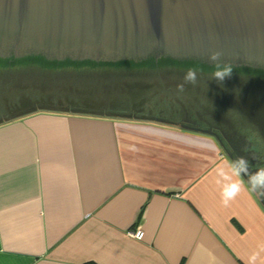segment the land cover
Returning <instances> with one entry per match:
<instances>
[{"label": "crops", "instance_id": "0c3cea01", "mask_svg": "<svg viewBox=\"0 0 264 264\" xmlns=\"http://www.w3.org/2000/svg\"><path fill=\"white\" fill-rule=\"evenodd\" d=\"M198 119L33 109L0 121V264H245L264 247V198L242 173L224 206L217 169L242 156L255 174L264 144L239 150Z\"/></svg>", "mask_w": 264, "mask_h": 264}, {"label": "water", "instance_id": "95a60500", "mask_svg": "<svg viewBox=\"0 0 264 264\" xmlns=\"http://www.w3.org/2000/svg\"><path fill=\"white\" fill-rule=\"evenodd\" d=\"M25 60L220 63L264 76V0H0V61Z\"/></svg>", "mask_w": 264, "mask_h": 264}, {"label": "rangeland", "instance_id": "374dc122", "mask_svg": "<svg viewBox=\"0 0 264 264\" xmlns=\"http://www.w3.org/2000/svg\"><path fill=\"white\" fill-rule=\"evenodd\" d=\"M61 67L53 66L42 72L20 69L18 73L21 76L17 81H1L0 121L33 109L68 112L90 110V112L112 117H131L133 115L137 118H143L150 112H157L162 116H168L171 113L184 116L194 114L199 118V128L208 130L218 128L224 133V138H227L234 146H238L239 150L246 149L247 152L254 154L250 144H253V147L257 144H264V80H262L264 76L254 72H235L240 75L239 80L241 81L225 79L220 82L215 80V84L220 85L219 87L206 86L201 89L200 87L194 88V92H189L186 89L183 92H178L177 86H171V83H159L157 78L164 79L169 77V74L183 78L186 71L192 67L174 66L176 70H179L177 73H171L173 71L165 69L167 66H154L152 70L138 68L133 74H148L149 78L155 79L141 89L135 88L134 85L130 94V89H127V93L121 96L115 89H112L111 93L104 91L102 93V89L101 94H97L93 100L86 101L84 98L88 94H79L81 87H75L73 85L75 83H71L70 79L80 76L82 73H89V70L77 71ZM196 69L201 70V68ZM121 71L123 74L128 73L125 68L118 72L121 73ZM112 72L115 71L99 69L97 73L89 74L112 76ZM212 72H198L197 74L200 75H197V78L212 80L214 79ZM31 76L41 79L42 87H34L32 83H29L27 77ZM126 81L121 83L123 87L129 83ZM133 84L137 85L138 83ZM188 89L193 91V87ZM117 97L118 99L123 97L125 104H119L117 108L111 107L112 110L109 106L97 105L107 100L115 101Z\"/></svg>", "mask_w": 264, "mask_h": 264}, {"label": "trees", "instance_id": "16d2710c", "mask_svg": "<svg viewBox=\"0 0 264 264\" xmlns=\"http://www.w3.org/2000/svg\"><path fill=\"white\" fill-rule=\"evenodd\" d=\"M173 63V62H172ZM170 62L167 61H162L161 63H159V67H163V66H167L165 67V69L167 68V70H171L173 72L171 73H177L179 72V70H176L174 67V64H172ZM153 61L152 62H147L144 64H138L135 62H126V63H122V64H114V63H106V62H85L84 65H77L75 63H68L66 65V67H61V68H67L69 70H77V71H81L82 69H85L86 71L89 70V73L94 72L97 73L99 71V69L101 70H114L115 72H112V76L110 75H101L103 77H101L100 75H96V74H81L80 76L74 77L72 79H70L71 83H75L73 85H75V87L80 88L79 90V94H88L87 96H85L84 100L88 101V100H93L95 98V96L97 94H101V90L102 93L103 91L105 93H111L112 89L117 90V92H119L118 95H125L124 93H127V89L129 90V94L132 92V90L134 89V85L136 86L135 88H144L145 86H147V84H150L153 79L155 78H149L148 74H133L137 71L138 68H145L146 70H152L153 69ZM52 65L43 61H38V60H25V61H13V62H4V61H0V82L1 81H9V82H15L17 81L21 74L18 73V70L20 71V69H32L35 71H45L48 70ZM173 66V67H172ZM123 68L126 69V71L129 73H125L123 74V71H121V73H119L118 71L120 69L123 70ZM212 70L206 71V70H200L198 69V72H210ZM131 72V74H130ZM197 72V73H198ZM126 75V76H125ZM200 75V74H197ZM131 76V77H130ZM238 76V77H237ZM239 74H236L235 72L232 73L231 78H226L229 80H235V81H241L239 80ZM28 82L32 83V85L34 87H42L41 83L42 80L41 79H35L34 76L31 77H27ZM125 79H128L127 82ZM242 79V78H241ZM264 80V79H262ZM126 81L128 84H126V87L124 88L123 85L121 84L122 82ZM155 81V80H154ZM197 84L195 86L191 85V84H185V89L189 92H194V88H198L200 87H206V86H210V87H219L218 85L215 84V79H203V78H197ZM21 82V81H19ZM157 82L159 83H171V86H177L178 84L183 83V78L181 77H176L175 75L169 74V77H165L163 78H157ZM174 82V83H172ZM28 83V84H29ZM133 83H138L133 84ZM80 85V86H79ZM51 86V85H50ZM144 86V87H143ZM130 87V88H128ZM193 87V91L189 90L188 88H192ZM118 96V97H120ZM118 97L115 99V101H103L97 105H100L101 107L104 106H109L110 109L112 108H117V105L119 104H125V101L123 100L124 98H119ZM83 99V98H82ZM120 101V102H118ZM95 103H97V100H95ZM109 103V104H108ZM85 104V103H83ZM88 106V104H87ZM89 108H91V105H89ZM112 110V109H111ZM74 113H79V114H85V115H90V116H104V117H112V116H108L105 114H99L96 112H90V110L87 111H80V112H74ZM133 114V113H130ZM123 118H137V117H133V115H131V117H123Z\"/></svg>", "mask_w": 264, "mask_h": 264}, {"label": "clouds", "instance_id": "9594fccd", "mask_svg": "<svg viewBox=\"0 0 264 264\" xmlns=\"http://www.w3.org/2000/svg\"><path fill=\"white\" fill-rule=\"evenodd\" d=\"M221 53L213 52L210 55V60L217 62L220 59ZM233 66L231 64H214V70L212 72V78L217 81L223 82L226 78H230L233 73ZM197 72L196 68H189L183 77V83L177 85V91L183 92L185 90V84H191L195 86L197 84ZM244 151H247L244 149ZM249 161L244 157H238L234 162L227 165V171L224 167H219L217 173L223 176L229 183L225 184L222 192L221 199L224 206H228L231 201L244 191V181L241 178V174L248 176V184L252 192L257 196L264 198V166H256L257 171L255 174L249 173L250 168ZM235 177V179H233ZM264 251L262 247L259 251L252 252L246 259L245 264H258L260 260V252Z\"/></svg>", "mask_w": 264, "mask_h": 264}, {"label": "built area", "instance_id": "2783aa9c", "mask_svg": "<svg viewBox=\"0 0 264 264\" xmlns=\"http://www.w3.org/2000/svg\"><path fill=\"white\" fill-rule=\"evenodd\" d=\"M129 235L137 240H141L144 236L143 232L141 230L137 231H131L129 232Z\"/></svg>", "mask_w": 264, "mask_h": 264}]
</instances>
